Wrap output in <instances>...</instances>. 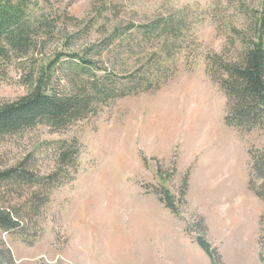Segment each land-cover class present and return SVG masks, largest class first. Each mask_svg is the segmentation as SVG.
Here are the masks:
<instances>
[{
  "label": "rangeland",
  "instance_id": "rangeland-1",
  "mask_svg": "<svg viewBox=\"0 0 264 264\" xmlns=\"http://www.w3.org/2000/svg\"><path fill=\"white\" fill-rule=\"evenodd\" d=\"M29 3L39 27L36 48L0 68V102L26 94L25 73L47 64L48 89L69 92L77 79L66 63L71 53L93 61L96 77L128 85L147 68L165 66V57L155 53V38L145 42L136 29L124 34L126 24L182 16L186 31L159 88L110 101L66 129L38 125L0 143L1 166L34 152L40 174L54 169L43 142L76 138L81 146L74 180L52 190L40 214L26 222V241L0 230L11 264H212L195 241L198 234L222 264H264V200L248 188V151L264 149V127L224 123L226 98L205 60L213 53L237 55L241 44L232 28H245L240 8H259L260 0H120L103 13L104 30L118 26L124 34L108 49H102V19L92 21L94 0ZM161 186L178 214L161 201Z\"/></svg>",
  "mask_w": 264,
  "mask_h": 264
},
{
  "label": "trees",
  "instance_id": "trees-1",
  "mask_svg": "<svg viewBox=\"0 0 264 264\" xmlns=\"http://www.w3.org/2000/svg\"><path fill=\"white\" fill-rule=\"evenodd\" d=\"M94 1L97 6L92 21L97 23L98 19H102L99 24L102 27V49H108L119 38L123 42L122 35L136 29L143 34L145 42L150 37L159 41L155 53L164 54L165 66H159L158 70L147 68L143 76L126 85L112 77H96L92 72L95 67L93 61L78 53H71L66 63L73 69L77 79L73 88L65 93L48 89L51 78L49 64L38 70L31 68L24 75L23 82L29 86L26 94L12 101L0 102V143L38 125L53 130L66 129L74 122L97 113L102 105L110 101L141 91L155 90L166 80L163 69L173 63V55L180 50L186 20L181 16L157 18L139 25L129 23L121 35L118 26L109 32L104 30L108 19L103 14L113 11L120 0ZM241 7L245 28H232L235 39L241 44L237 55L227 58L213 53L208 54L205 60L209 77L218 84L226 98L224 123L230 127L250 130L256 126L264 127V0H260L259 8H250L245 4ZM38 30L36 21H32L29 0H0V68L32 54L36 48L35 36ZM42 145L46 150L50 149L54 156V169L47 174H40L36 169L34 152L13 165H0V230L18 233L23 240L26 222L40 214L52 190L74 180L78 169L81 146L76 138L45 141ZM248 154V188L264 200V149H250ZM186 189L187 183L183 181L180 190L182 197ZM159 193L162 194L161 201L165 206L178 214L169 189L161 186ZM13 194L23 197V201L11 204L8 199ZM198 227L200 232L204 231L203 221L199 222ZM195 241L210 257L212 264H222L217 249L203 235H196ZM5 263L11 264L12 256L7 248L0 247V264Z\"/></svg>",
  "mask_w": 264,
  "mask_h": 264
},
{
  "label": "bare ground",
  "instance_id": "bare-ground-1",
  "mask_svg": "<svg viewBox=\"0 0 264 264\" xmlns=\"http://www.w3.org/2000/svg\"><path fill=\"white\" fill-rule=\"evenodd\" d=\"M167 110V109H166Z\"/></svg>",
  "mask_w": 264,
  "mask_h": 264
}]
</instances>
